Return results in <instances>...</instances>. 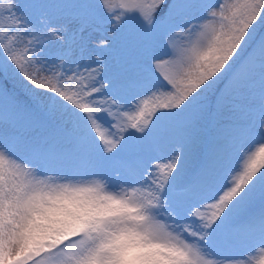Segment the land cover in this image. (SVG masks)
Masks as SVG:
<instances>
[{
  "label": "snow or ice",
  "instance_id": "6c2138e0",
  "mask_svg": "<svg viewBox=\"0 0 264 264\" xmlns=\"http://www.w3.org/2000/svg\"><path fill=\"white\" fill-rule=\"evenodd\" d=\"M0 264H264V0H0Z\"/></svg>",
  "mask_w": 264,
  "mask_h": 264
}]
</instances>
